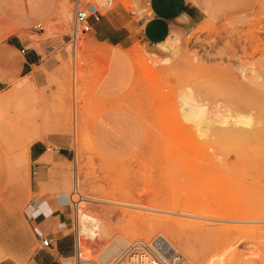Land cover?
I'll return each instance as SVG.
<instances>
[{"label":"rangeland","instance_id":"1","mask_svg":"<svg viewBox=\"0 0 264 264\" xmlns=\"http://www.w3.org/2000/svg\"><path fill=\"white\" fill-rule=\"evenodd\" d=\"M188 1L201 9V20L186 27L175 19L167 36L156 43L152 35L146 36L148 24L142 26L152 10L149 0H113L110 5H104V0H80L82 5L93 4L103 18L114 23L134 21L135 41L130 53L136 76L126 99L143 119L146 138L144 147L130 157L103 156L94 149L86 129L97 105L92 97L93 83L105 66V61L88 50V33L81 34L75 45H66L67 58L58 59V65L47 71L40 83L28 74L12 83L10 90L0 93V151L4 169L0 203L5 209L14 210L28 202L33 168L22 146L32 143L28 142L27 133L41 110H59L57 124L33 142L44 140L51 146L46 137L66 129L75 137L79 153L76 158L65 164L54 163L47 157L41 161L57 165L50 169L49 179L55 180L61 186L59 190L66 194L71 217L69 232L76 242L75 253L81 252L83 258L103 263L99 254L117 239L128 241L126 245L141 239L145 244L156 240L163 252L175 250L189 264H208L213 255L219 256L229 249L228 239L234 236V245H230L233 249L219 259L221 264H264V102L251 101L216 80L217 66L236 58L225 56L229 37L237 41L242 29L264 25V9L258 10L264 0L262 4L252 0V5L237 11L229 10L228 0ZM240 2L233 0L234 5ZM75 4V0H60L65 11L59 7L55 17L42 22V37L31 26L13 24L4 27L3 35L15 34L22 41L68 37ZM258 4L261 6L257 7ZM174 36L180 38L184 53L195 51L206 60L207 71L162 61L165 54L158 44ZM234 47H238L236 43ZM24 79L28 84L20 87ZM187 87L211 107L220 99L233 98L230 104L234 108L253 112L254 132L231 126L199 134L179 110V90ZM258 115L262 117L256 118ZM75 207L104 221L105 230L85 234L84 226L83 232L77 233ZM78 215L82 222L83 216ZM222 239L227 244L221 243ZM80 241L84 247H78ZM40 245L36 240L35 248ZM5 256L0 250V259ZM71 264H78L76 254Z\"/></svg>","mask_w":264,"mask_h":264},{"label":"crops","instance_id":"2","mask_svg":"<svg viewBox=\"0 0 264 264\" xmlns=\"http://www.w3.org/2000/svg\"><path fill=\"white\" fill-rule=\"evenodd\" d=\"M59 1L0 0V93L10 90L12 83L28 74L40 83L46 72L58 65V59L67 58L69 36L22 41L15 34L3 35L4 27L13 24L31 26L42 37L44 26L42 30H35L34 25H43L42 22L55 17ZM149 5L152 10L142 26L148 24L146 36L152 35L156 43L167 36L175 19L186 27L201 20V9L188 0H149ZM133 22L116 20L114 23L102 15L98 21L90 20L91 28L87 32L88 50L105 61V66L93 83L92 97L97 105L86 129L94 149L111 159L136 154L144 147L146 138L143 119L126 99L136 76L130 53L135 41ZM66 130L46 137L50 150L46 149L44 140L29 145V159L36 174L32 173L31 195L25 206L8 210L0 203V250L7 254L0 259V264H71L76 242L69 232L71 217L67 197L55 180L49 179L50 169L57 165L41 161L47 157L54 163L65 164L76 158L79 153L75 137ZM2 155L0 151V183L4 171ZM40 238H51L52 244L35 248Z\"/></svg>","mask_w":264,"mask_h":264},{"label":"bare ground","instance_id":"3","mask_svg":"<svg viewBox=\"0 0 264 264\" xmlns=\"http://www.w3.org/2000/svg\"><path fill=\"white\" fill-rule=\"evenodd\" d=\"M228 1L227 2H228L229 10L230 11L231 10L237 11L238 9H240L241 7H243L245 5L248 6L252 0H241L239 5L236 4L237 6L233 4V0H228ZM185 2H186V0H185ZM253 2L262 4L263 1L262 0H256ZM251 5H252V3H251ZM259 5L260 4H258L257 7L261 6V5L260 6ZM263 6H264V4H263ZM263 6H261V7H263ZM64 7H65L64 5H60V8L65 11ZM261 7L258 10L261 11L264 9V8L261 9ZM253 9H251V10H253ZM242 16H243V14H242ZM211 17H214V14L211 13ZM85 43H87V41ZM235 43L238 46L236 48L234 47ZM80 44L82 45V42ZM228 44H229V49H228V52H226L225 56L226 57H236V58L229 61L230 63H228L226 65L217 66V69L215 68L217 71L216 73L218 75L216 77V80L222 81L232 91L236 90L238 93H242L243 97L248 98L251 101L261 102L258 100H262V102H264L263 101L264 100V25L259 24V26L256 25L255 27H248L247 29H242L241 32H239L237 41H233L229 37ZM158 47L165 54V56L162 58L163 62L171 63V62L175 61L178 64L190 65L195 70L207 71V66L205 65L206 60L204 61V59L195 51L190 52V53H188V52L184 53L182 50V47H181L180 38L177 36L176 37L174 36L173 38L168 37L164 41L160 42L158 44ZM28 77H30V76H28ZM27 84H28V80L24 79L20 84L21 86L20 85L19 86L20 87L27 86ZM16 86H18V84ZM19 86H18V88H20ZM15 90H16V88H15ZM68 95L70 96V94H68ZM178 97H179V101H180V109L179 110L181 111L182 117L187 122L193 123L197 132L201 135L205 134V133H210V132H212L213 129H214V131H216V129H215L216 127L219 129H222V128L227 129L231 126L244 128V130L247 132H254V129L251 128L253 118L255 117L253 115V112L252 111H242V110H239L238 108H234V105L230 104L231 99H233V98L227 97V98H223L222 100L220 99L215 104V106L211 107V106L207 105L204 102V100L201 99L200 95L194 94V92L192 91V89L190 87L183 88L182 90H179ZM59 114H60L59 110L56 111V110H53L51 108H44L43 110H41V112L39 114V119L35 120L36 122L34 124V127L31 125L30 131L27 133L28 142H33L34 139L41 137L47 130H49L51 127H53L55 124H57V122L59 121ZM260 117H262V115L256 116V118H260ZM259 121H261V120H259ZM26 129L28 131V128H26ZM29 145H27V144H24L23 146L21 145L23 147L22 148L23 154L27 160L29 159V154H28V150H30ZM22 149H21V151H22ZM21 156L23 157V155H21ZM23 159H24V157H23ZM21 162H23V161H21ZM22 165H23V163H22ZM28 180H29V178H28ZM72 180H74V179H72ZM77 184H79L78 175H76V179H75L76 187H77ZM77 192H78V190H77ZM79 213H81V216H83L82 222L79 221L80 220L79 215H78ZM75 216H76V220H77V229H78L77 233L83 232V227L85 226V230H84L85 234L86 233L87 234H94V232H96V230H97V233H95V234H100V232L104 231L106 226H107V224H105L104 221L98 219L96 216H94L90 213L82 212L81 210L78 209V207H75ZM144 234H147V233H144ZM233 237L234 236H232L230 239H228L229 241L226 240L227 238H225V240L228 241V243L231 242L229 244L232 245L234 243L232 241ZM235 238L238 239V235ZM140 240L139 241H133L132 243H129L126 245V243L128 241L126 242V240H124V239H117L112 245L110 244L111 246L108 247L104 252L101 251L102 253L99 254L100 258H101V260H103V263L106 264L109 261L114 260L113 259V258H115L114 256H117L116 258L123 256L126 252H128L135 245H144L145 243H143V241H140ZM222 240L220 241L221 243L226 242V241H224V239H222ZM81 241L79 243L77 242L79 248H81V246L84 245L81 243ZM109 243H111V241ZM156 244L161 245V243H159V242H157ZM225 244H227V242ZM230 245H227V246H229V249L227 248L225 250V252H223L219 256H218V254H216L217 256L213 255L214 258L210 259L208 261V264H221L220 260L222 259L223 255L225 253H227L228 251L230 252L233 249V248H230ZM82 247H84V246H82ZM165 247L172 250L171 248L167 247L166 245H165ZM123 248H125V249H123ZM212 248H213V246H212ZM212 251H213V249H212ZM255 255H257V253ZM211 257H212V255H211ZM68 264H70V263H68ZM178 264H189V261L186 258H181Z\"/></svg>","mask_w":264,"mask_h":264},{"label":"built area","instance_id":"4","mask_svg":"<svg viewBox=\"0 0 264 264\" xmlns=\"http://www.w3.org/2000/svg\"><path fill=\"white\" fill-rule=\"evenodd\" d=\"M113 0H104V5H110ZM102 16V13L91 3L82 5L80 0H77L75 4V11L73 15L71 34L69 35L70 41L73 45L80 39L81 34L87 33L90 28V20L98 21ZM35 30H42L43 25L38 23L34 25ZM26 48L21 49V53L24 54ZM52 149L51 146L46 148ZM33 174H36L35 170H32ZM74 203V201H72ZM41 246L47 247L52 244L51 238H40ZM153 243L155 245H153ZM157 241H153L150 244L135 245L123 256L109 261L106 264H178L180 259L183 258L177 251L172 250L171 253L163 252L160 245L156 244ZM76 252V251H75ZM77 256L78 264H104L99 263L92 258H83L81 252L75 253Z\"/></svg>","mask_w":264,"mask_h":264}]
</instances>
